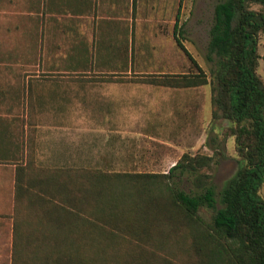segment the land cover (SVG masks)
<instances>
[{
    "label": "crops",
    "instance_id": "obj_1",
    "mask_svg": "<svg viewBox=\"0 0 264 264\" xmlns=\"http://www.w3.org/2000/svg\"><path fill=\"white\" fill-rule=\"evenodd\" d=\"M160 1L174 26L182 0ZM157 7L0 0V264H70L76 248L101 246L97 205L118 177L54 171L118 173L144 161L145 144L163 143L128 123L135 85H152L118 77L136 74L135 46L161 19L150 14Z\"/></svg>",
    "mask_w": 264,
    "mask_h": 264
},
{
    "label": "trees",
    "instance_id": "obj_2",
    "mask_svg": "<svg viewBox=\"0 0 264 264\" xmlns=\"http://www.w3.org/2000/svg\"><path fill=\"white\" fill-rule=\"evenodd\" d=\"M262 32L264 0L216 3L207 44L215 66L208 80L181 42L176 21L174 41L191 71L132 80L170 89L209 84L211 120L229 123L221 140L233 138L238 168L218 193L205 172L212 157L200 154L184 153L159 174L54 171L118 177L109 183L116 189L104 191L97 205L101 246L76 248L80 260L72 257L70 264H264V85L256 73ZM33 136L29 129L27 159L32 166ZM182 176L190 179L189 192L178 186ZM201 210L209 213L208 220Z\"/></svg>",
    "mask_w": 264,
    "mask_h": 264
},
{
    "label": "rangeland",
    "instance_id": "obj_3",
    "mask_svg": "<svg viewBox=\"0 0 264 264\" xmlns=\"http://www.w3.org/2000/svg\"><path fill=\"white\" fill-rule=\"evenodd\" d=\"M160 7L150 14L154 18L150 23V37L144 43L137 42L135 69L136 74L119 75V79L146 78L151 74H186L192 66L174 41L173 24L167 23L164 7L158 0H149ZM221 0H182L177 11V24L182 32L181 42L186 50L203 70L207 79H211L214 70L213 56L208 57V33L212 24L213 9ZM146 8V6H145ZM146 13V11H145ZM257 53L259 55L256 73L264 85V32L258 36ZM210 85L192 89H170L156 86L135 85L134 122L128 123L137 128H147L151 136L160 140L144 145V161L133 168L120 169L118 173H166L181 156L206 155L212 157V165L205 172L211 176L216 193L238 168L239 157L234 150L233 138L222 141V129L229 123L225 120L212 121L210 116ZM116 111V110H115ZM166 156L163 161L162 156ZM150 156L149 160L145 159ZM163 165H158V163ZM179 188L185 192L191 190V182L182 176ZM264 199V188L260 191ZM218 207V206H217ZM208 220L209 213L201 210Z\"/></svg>",
    "mask_w": 264,
    "mask_h": 264
}]
</instances>
